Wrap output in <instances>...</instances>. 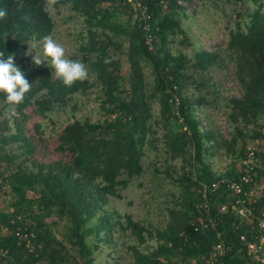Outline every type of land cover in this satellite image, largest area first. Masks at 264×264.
Returning a JSON list of instances; mask_svg holds the SVG:
<instances>
[{
    "label": "trees",
    "instance_id": "obj_1",
    "mask_svg": "<svg viewBox=\"0 0 264 264\" xmlns=\"http://www.w3.org/2000/svg\"><path fill=\"white\" fill-rule=\"evenodd\" d=\"M61 1L82 18L87 36L81 49L93 82L87 75L68 86L50 64L28 68L30 57L19 56L18 48L55 30L47 0H0V53L14 55L31 83L18 104L0 91L1 112L14 110L22 119L16 131L7 118L0 122V264H93L105 248L110 264H123L124 256L116 254L122 249L117 225L135 239L130 264H264V244L257 254L249 251L263 231L264 0H255L248 19L236 12L225 48L191 53L183 0ZM220 70L227 76L233 71L240 96L223 97L213 77ZM96 84L103 117L67 123L53 148L59 157L45 158L50 150L41 123L34 122L37 140L38 133L26 132L28 120L47 116ZM221 102L228 131L209 109ZM160 140L165 175L177 185L167 222H142L107 206L144 172L145 155ZM216 155L230 159L225 170L213 166ZM246 174L252 179H242ZM232 180L253 193L241 196L254 217L241 214L240 195L228 186ZM221 241L228 249L218 256Z\"/></svg>",
    "mask_w": 264,
    "mask_h": 264
},
{
    "label": "rangeland",
    "instance_id": "obj_2",
    "mask_svg": "<svg viewBox=\"0 0 264 264\" xmlns=\"http://www.w3.org/2000/svg\"><path fill=\"white\" fill-rule=\"evenodd\" d=\"M182 3L189 13L187 17L183 18V24L194 42L193 46L187 49L191 53L200 47L225 48L230 38L229 28L236 26V12H244L242 19L248 11L254 8L257 2L255 0H245V2L238 3H235L234 0H183ZM47 4L55 20V30L53 34L46 38H51L62 44L65 47L67 57L82 60L88 69L90 80L95 81V74L89 70V65L84 59V51L81 49V44L87 36L82 18L61 0H47ZM245 19L248 18L245 17ZM44 41L45 39L29 40L18 48L17 53L19 56L30 57L28 68L50 64V58L41 63H36L33 60V56H42ZM182 46L177 44V48ZM128 70L129 62L125 57L124 71L127 73ZM147 72L149 78L152 79L150 67H147ZM226 73L225 70L213 72V77L223 90V97L229 95L240 96L242 94L240 81L234 78L232 70H230L228 76ZM53 74L56 76L55 71H53ZM191 90H195L194 85H192ZM100 94V87L96 84L86 92L78 93L69 104L57 107L47 116L36 114L28 120L26 132L29 135L38 133L34 122L39 121L41 123V130H43V136L48 143V150H50L45 158L59 157L53 148L60 131L67 123L76 118L97 120L103 117ZM223 107L224 103L221 102L220 107L210 106L209 109L215 115L216 123L221 125L225 131H228ZM154 108L157 115L159 104H155ZM6 118L11 124V131H16L17 122L22 121L21 116L14 110L5 112L0 110V122H3ZM159 133L162 134V131L160 130ZM39 136L40 133L36 136L37 140ZM13 145L12 142L8 144L9 147ZM164 146V141L160 140L158 148L150 147L148 149L144 158V172L135 178L127 188L122 190V197L111 196L107 206L118 210L122 215L131 214L133 218L142 222L155 224H165L167 222L169 218L168 207L174 206L171 191L177 190V185L171 181L169 176L165 175L164 168L167 164V153ZM36 155L44 156L43 153H36ZM211 161L217 170L222 171L227 168L230 159L216 155L211 157ZM178 165H180V162H178ZM259 192H261V186L257 193ZM7 198L9 199V197ZM122 219L125 222V216ZM114 234L122 248L116 254L124 256L125 261L123 264H130L131 251L129 246L135 242V239L130 234L129 229H123L119 225L115 227ZM150 244L155 245V241ZM108 254V248L97 251L96 260L93 264H110Z\"/></svg>",
    "mask_w": 264,
    "mask_h": 264
},
{
    "label": "clouds",
    "instance_id": "obj_3",
    "mask_svg": "<svg viewBox=\"0 0 264 264\" xmlns=\"http://www.w3.org/2000/svg\"><path fill=\"white\" fill-rule=\"evenodd\" d=\"M3 14L0 10V15ZM47 58H50L56 77L65 85L71 86L75 80L84 79L88 75L85 63L67 57L65 47L51 38H45L42 56H33L36 63L47 61ZM30 87L31 83L14 55L4 56L0 53V91L6 94V100L13 104L20 103Z\"/></svg>",
    "mask_w": 264,
    "mask_h": 264
},
{
    "label": "built area",
    "instance_id": "obj_4",
    "mask_svg": "<svg viewBox=\"0 0 264 264\" xmlns=\"http://www.w3.org/2000/svg\"><path fill=\"white\" fill-rule=\"evenodd\" d=\"M251 154H253V152H251ZM245 181H249L252 179V176L250 175H244L243 178ZM219 184L218 183H213L212 186L213 187H217ZM228 186L233 189L237 194H239V199L237 201V203L240 204L239 210L241 212L242 215L244 216H248V217H254L255 213H254V208H252L251 206H249L246 202H247V198L241 196L242 194L247 195L249 198H251V195L253 194L252 192H247L246 190H244V187L242 185V183L240 181H229ZM263 186H264V182H263ZM260 193V192H259ZM258 193V194H259ZM260 225H261V242L260 244H256L255 242H252L249 244V251L250 253H255L257 254V251L259 249H261L262 245L264 244V212H262L261 216H260ZM228 249V245L224 242L221 241L216 245V254L218 256L223 255L226 250ZM4 254V250L0 249V256ZM257 257V255H255ZM263 256H264V252H263Z\"/></svg>",
    "mask_w": 264,
    "mask_h": 264
}]
</instances>
